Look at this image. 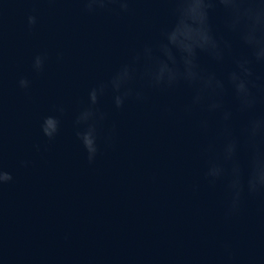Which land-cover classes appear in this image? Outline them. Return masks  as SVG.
<instances>
[{
	"label": "water",
	"instance_id": "water-1",
	"mask_svg": "<svg viewBox=\"0 0 264 264\" xmlns=\"http://www.w3.org/2000/svg\"><path fill=\"white\" fill-rule=\"evenodd\" d=\"M232 2L215 0L209 9L212 35L227 44L222 58L197 50L195 60L223 84L238 131L264 114V94L240 112L228 78L237 61H247L248 79L264 85V61L246 42L264 41V19L246 13L229 30ZM260 4L235 0L245 9ZM172 19L162 0H130L126 14L111 7L89 13L84 0H0V169L12 176L0 184V264H264V196H245L225 216L222 185L202 178L215 145L193 123L205 114L163 112L179 114L199 82L151 91L147 104L120 110L110 94L99 97L93 107L105 119L96 124L92 162L77 137L88 90L160 41ZM37 54L46 56L39 72ZM46 118L56 122L52 140L41 132Z\"/></svg>",
	"mask_w": 264,
	"mask_h": 264
},
{
	"label": "clouds",
	"instance_id": "clouds-1",
	"mask_svg": "<svg viewBox=\"0 0 264 264\" xmlns=\"http://www.w3.org/2000/svg\"><path fill=\"white\" fill-rule=\"evenodd\" d=\"M172 10V23L163 31L162 39L155 44H146L135 51L127 61L111 74L107 81L90 88L87 93L88 107L77 117L84 123L83 131L77 137L89 162L98 152L96 124L105 119V113L96 110L99 97L110 94L111 106L120 110L129 102L147 104L149 93L154 90H170L177 85L199 82L201 87L194 91L188 103L182 106L179 114L165 108L164 114L174 119L191 116L199 110L204 113L195 120L194 127L203 134H211L214 140V154L205 160L202 178L210 186L222 185L224 192L225 216L236 214L245 196H264V114L250 116L237 131L233 126V113L224 106L223 84L212 73L204 74L195 60L197 50L219 60L223 47L211 32L209 9L215 0H162ZM89 13L97 9L116 8L120 13H128L130 0H84ZM230 13L229 30L233 22L238 23L242 15L253 13L264 19V4L254 9L237 7L235 0L226 6ZM27 23H36L34 16H28ZM253 49L254 57L264 61V41L254 37L246 41ZM46 56L37 54L32 60V68L42 70ZM180 65L178 68L177 65ZM247 61H237L238 71L230 73V82L237 108L240 112L251 110L258 103L259 95L264 94V85L249 80ZM29 81L19 80V86L26 88ZM252 88L256 89L254 95ZM207 92V95H205ZM215 116V121L209 117ZM41 132L48 140L56 137V122L46 118ZM12 179L7 171L0 169V184Z\"/></svg>",
	"mask_w": 264,
	"mask_h": 264
}]
</instances>
